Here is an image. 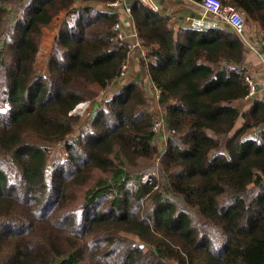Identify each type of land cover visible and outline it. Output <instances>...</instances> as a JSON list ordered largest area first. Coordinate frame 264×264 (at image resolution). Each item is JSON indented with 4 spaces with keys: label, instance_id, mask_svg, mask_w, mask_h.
Listing matches in <instances>:
<instances>
[{
    "label": "trees",
    "instance_id": "1",
    "mask_svg": "<svg viewBox=\"0 0 264 264\" xmlns=\"http://www.w3.org/2000/svg\"><path fill=\"white\" fill-rule=\"evenodd\" d=\"M114 1L0 0V264H264V101L246 99L243 41L126 0L174 130L159 152L146 86L109 93L126 56ZM220 2L264 50V0ZM62 14L42 74L43 32ZM86 100L85 120L69 115Z\"/></svg>",
    "mask_w": 264,
    "mask_h": 264
},
{
    "label": "built area",
    "instance_id": "2",
    "mask_svg": "<svg viewBox=\"0 0 264 264\" xmlns=\"http://www.w3.org/2000/svg\"><path fill=\"white\" fill-rule=\"evenodd\" d=\"M138 1L141 5H143L149 10L153 12H160L159 6L155 2V0H138ZM199 7L201 8V12L199 13V15L196 17L188 18L186 21V24L190 28L199 31H210L217 29L221 27V25H223L230 28L240 38H242L245 41L244 33L246 29V23H245V17L242 12H239L231 7L223 6L220 0H202L199 3ZM104 8L107 10L109 9L111 11L120 9L122 10L124 16L128 20H131L130 6L126 3V0H115L112 3L106 4ZM113 29L115 32L114 33L115 41L126 43V56L120 65L119 72L117 75V82L115 83V84H121V82L125 79V76L128 74L129 63L131 59H133V57H135L136 55L138 56V58H143L145 56V50L140 45V42L137 37V33L133 25L131 26V29L128 30V35H126V33L124 32L122 22L119 19L113 24ZM258 44L261 45V47L263 46L262 43L261 44L258 43ZM249 49L252 50L259 57H262L260 53H258L257 50L254 49L253 47L250 46ZM263 66H264V61H263ZM245 82L248 85V94L246 96V99H250L256 94L257 85L250 76L245 77ZM149 89L150 92L153 94L150 97L154 101V107L152 109V113L154 114L152 131L156 136L155 142L157 140L158 142L159 141L162 142L161 149L160 148L158 149L159 152H162L164 150V146L167 138L170 135L174 134V130L168 128L163 123L162 118L160 116V112L157 106V103L160 99V91L153 86H150ZM146 92L149 93L148 90H146ZM89 107H90L89 102H82L78 104L69 113V115L74 116L71 114L75 113L77 110H80L81 111L80 114H82ZM87 116L88 115H86V117ZM157 147H159V145ZM142 183L151 184V175L146 174L145 176H143Z\"/></svg>",
    "mask_w": 264,
    "mask_h": 264
},
{
    "label": "crops",
    "instance_id": "3",
    "mask_svg": "<svg viewBox=\"0 0 264 264\" xmlns=\"http://www.w3.org/2000/svg\"><path fill=\"white\" fill-rule=\"evenodd\" d=\"M155 2L159 6L160 13L168 16L170 20V25L175 30L180 26L181 22L186 23L188 18L196 17L201 12L199 3L194 2L192 0H155ZM89 5L94 6L96 8L97 7L102 8L101 5H99L98 3H89ZM114 12L117 14L118 19L122 22L124 32L126 33V35H128V30H130L132 26L131 20H128L124 16L122 10L120 9H116ZM61 16L65 18L64 14H62ZM221 27H224V26L221 25ZM255 55L252 53L246 52L245 67L249 73V76L252 78V80L257 85L256 94L252 98H257V99L264 101V66H263L264 58L259 57L258 55L256 56ZM137 63H138V59H134V60L131 59L130 61V69H129V74L131 78L130 81H132L133 79H137V78L141 79L142 80L141 83L145 87L149 83L148 81L149 78L147 75L141 74L140 70L139 71L136 70ZM121 86L122 84H113L109 90L112 91L111 93L115 94L120 91ZM250 99H247V101H249ZM234 105H237V104H234ZM248 105H249L248 103H243L241 107L243 110H246L248 108ZM92 109L94 108L92 107Z\"/></svg>",
    "mask_w": 264,
    "mask_h": 264
},
{
    "label": "rangeland",
    "instance_id": "4",
    "mask_svg": "<svg viewBox=\"0 0 264 264\" xmlns=\"http://www.w3.org/2000/svg\"><path fill=\"white\" fill-rule=\"evenodd\" d=\"M63 16H59L57 19H55L51 25L49 26V28L45 29L44 32H43V37L41 39V42H40V50H39V53H38V58H37V63H36V66H37V69L40 73L42 74H45L46 73V64H47V60L49 58V55H50V52H51V48H52V45H53V39H54V36L55 34L57 33V31L59 30L60 28V25L62 24L63 22ZM246 23V29H245V33H244V39L245 41L241 38V40L243 41L244 45H245V48H246V52H249V53H252L255 55V53L249 49V47H253L254 49L257 50L258 53H260V55L264 58V50L262 49L261 45H259L257 43V39L259 37V30L258 28L253 25V24H247V22L245 21ZM256 56V55H255ZM134 59H138V63H137V71H141L140 73L143 74L142 72V65H141V61L140 59L141 58H138V56L136 55L135 57H133V60ZM129 69H130V63H129ZM131 78H130V74H129V70H128V74L125 76V79L121 82V84L123 85L124 83H128L130 82ZM135 80V79H133ZM149 81V80H148ZM142 82V80L140 79V83ZM150 83H148V85H146V90L149 91V93H147V97L150 99L151 101V108L150 110L153 109L154 107V101L153 99L150 97L151 95H153L151 92H150ZM112 91H109V93H111ZM102 94H98V96L96 97V100L97 102H99L101 99H102ZM85 102H89L90 103V107L87 108L82 114L80 110H77L75 113L71 114V115H74V117H82L84 120H85V117L86 115H90V113L93 111V109L91 108L92 106V101L91 100H86ZM239 108L241 107V105H238ZM242 108V107H241ZM242 122L241 119L238 120V123L240 124ZM162 142H158V140L156 141L155 144H157V146L159 145L158 149L160 148L161 149V144ZM65 150L64 148L60 147V146H57L55 147L53 150H51L49 152V155L48 157L50 158H54L56 160H61L65 157ZM155 157V156H154ZM153 165L157 164V159L155 160L153 158V162H151ZM49 167H48V171H49ZM152 172H149L148 174H151ZM147 174V175H148ZM141 182H142V179H141ZM148 185V184H147Z\"/></svg>",
    "mask_w": 264,
    "mask_h": 264
}]
</instances>
